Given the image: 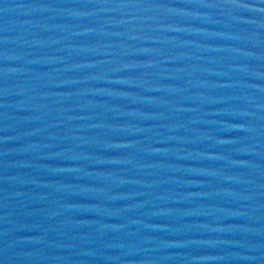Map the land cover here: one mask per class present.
I'll return each mask as SVG.
<instances>
[{
	"label": "water",
	"instance_id": "1",
	"mask_svg": "<svg viewBox=\"0 0 264 264\" xmlns=\"http://www.w3.org/2000/svg\"><path fill=\"white\" fill-rule=\"evenodd\" d=\"M0 264H264V0H0Z\"/></svg>",
	"mask_w": 264,
	"mask_h": 264
}]
</instances>
